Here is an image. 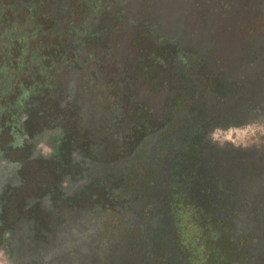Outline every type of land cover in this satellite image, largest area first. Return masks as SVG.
Segmentation results:
<instances>
[{"label": "flooded vegetation", "instance_id": "obj_1", "mask_svg": "<svg viewBox=\"0 0 264 264\" xmlns=\"http://www.w3.org/2000/svg\"><path fill=\"white\" fill-rule=\"evenodd\" d=\"M147 1L128 5L186 49L190 110L115 162L24 117L0 144V264H264V0Z\"/></svg>", "mask_w": 264, "mask_h": 264}, {"label": "rangeland", "instance_id": "obj_2", "mask_svg": "<svg viewBox=\"0 0 264 264\" xmlns=\"http://www.w3.org/2000/svg\"><path fill=\"white\" fill-rule=\"evenodd\" d=\"M66 1L68 7L60 14L54 13V0H44L37 15L21 14L7 24L20 36L41 29L42 42L28 43L29 52L22 57L26 44L16 40L8 52L12 58L4 62L0 57V64L9 67L0 73V89L10 82L0 101L5 111L0 113V144L14 140L25 115L31 136L62 132L69 157L72 150L84 158L105 152L102 162H115L118 149L132 155L147 127L156 133L182 109L190 110L192 104L184 101L193 89L177 78L180 66L175 60L187 51L160 45L159 36L145 24L146 10L134 13L128 5L132 0ZM136 1L147 7V0ZM43 56L41 65L25 67ZM32 82L40 86L23 107L24 98L17 101L22 95L18 86L26 89Z\"/></svg>", "mask_w": 264, "mask_h": 264}, {"label": "trees", "instance_id": "obj_3", "mask_svg": "<svg viewBox=\"0 0 264 264\" xmlns=\"http://www.w3.org/2000/svg\"><path fill=\"white\" fill-rule=\"evenodd\" d=\"M44 0H0V57L4 58V62H7V59H11L12 55L11 53H8L11 49L14 48L15 41L18 42H24L26 47L21 51L22 57L26 56L29 52V44L30 42L36 43L40 37L42 36L41 29L35 28L30 34L25 36H20V34H17L18 29H11L8 28L7 24L9 21L13 18L18 20L19 16L22 14V16L28 17L37 15L39 13L38 6L43 3ZM46 2L48 0H45ZM55 6H54V13H59V10L65 9V7H68L66 0H54ZM58 10V11H57ZM33 19V17L31 18ZM73 36H76V34ZM42 42V39H40ZM43 44V43H41ZM78 44V43H77ZM39 49V47H37ZM40 53H43V50H40ZM36 54L33 53V57H35ZM21 57V59H22ZM44 58H37L36 60L32 59L31 61L25 63V67L28 69L33 68L34 66H39L40 59ZM6 60V61H5ZM24 67V65H23ZM9 67L7 64H0V73H6L8 71ZM33 71V70H32ZM10 82H6L2 89H0V101L2 100L7 87H9ZM12 86V85H11ZM40 86L39 83L32 82L26 89L22 86H18L19 93H22V95L17 99V101H20L24 98L23 101V107L25 106L26 102L30 100V96L32 94H35ZM49 98V97H48ZM5 112L3 110V107L0 109V113ZM25 115L20 117V120L24 119Z\"/></svg>", "mask_w": 264, "mask_h": 264}, {"label": "built area", "instance_id": "obj_4", "mask_svg": "<svg viewBox=\"0 0 264 264\" xmlns=\"http://www.w3.org/2000/svg\"><path fill=\"white\" fill-rule=\"evenodd\" d=\"M244 137H246V134L241 136V138H244Z\"/></svg>", "mask_w": 264, "mask_h": 264}]
</instances>
